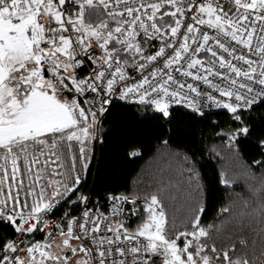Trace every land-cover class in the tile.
<instances>
[{
  "label": "snow or ice",
  "instance_id": "6c2138e0",
  "mask_svg": "<svg viewBox=\"0 0 264 264\" xmlns=\"http://www.w3.org/2000/svg\"><path fill=\"white\" fill-rule=\"evenodd\" d=\"M212 109L223 147L197 148L178 117ZM147 137L175 174L89 188L97 152ZM225 150L239 209L205 223L197 156ZM0 228V264H264V0H0Z\"/></svg>",
  "mask_w": 264,
  "mask_h": 264
},
{
  "label": "trees",
  "instance_id": "16d2710c",
  "mask_svg": "<svg viewBox=\"0 0 264 264\" xmlns=\"http://www.w3.org/2000/svg\"><path fill=\"white\" fill-rule=\"evenodd\" d=\"M213 113V115L207 117L204 123L188 120L183 115L178 117L185 139L190 140L194 137L197 148L200 147L199 141L201 138H204L206 145L215 143L218 148L223 147L219 138L213 135L211 125L213 122L225 124L229 117L223 114L221 110ZM254 145V137L243 140L240 148L245 157L255 151ZM174 149V145L166 146L161 141L147 137L142 157L131 160L126 159L123 153L114 146H110L102 153H96V159L92 161V177L88 186L91 188L96 185L97 191H101L104 187H119L121 190L129 189L132 192L151 191L153 189L148 186V181L153 180L161 173L164 175L175 174L178 162L171 155ZM223 157L221 160L208 151H205L203 156H197L198 168L204 176L206 184L204 194L207 201L205 223L212 222L222 206H230L234 210L239 209V201L236 196L242 189L239 187L235 191L230 188L226 189L223 185L217 183L216 174L225 169L229 171L230 175L233 172L240 171L241 161L231 157L226 150ZM97 172L100 173L99 179L96 177ZM168 211L171 219L172 209L169 208ZM176 219L177 221L180 220L179 214H177ZM2 231L4 229L0 228V232ZM246 238L255 239L256 248L259 249L260 241L254 238L251 232L246 233Z\"/></svg>",
  "mask_w": 264,
  "mask_h": 264
},
{
  "label": "built area",
  "instance_id": "2783aa9c",
  "mask_svg": "<svg viewBox=\"0 0 264 264\" xmlns=\"http://www.w3.org/2000/svg\"><path fill=\"white\" fill-rule=\"evenodd\" d=\"M218 109H212V111L214 112V111H217ZM57 215H59V213L57 214Z\"/></svg>",
  "mask_w": 264,
  "mask_h": 264
}]
</instances>
